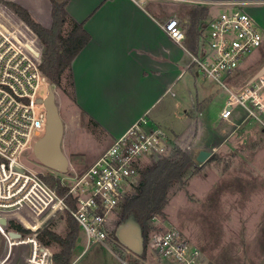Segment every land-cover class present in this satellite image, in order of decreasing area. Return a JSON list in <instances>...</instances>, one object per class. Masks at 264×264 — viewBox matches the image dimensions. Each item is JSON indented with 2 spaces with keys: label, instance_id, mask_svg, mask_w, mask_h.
Instances as JSON below:
<instances>
[{
  "label": "built area",
  "instance_id": "1",
  "mask_svg": "<svg viewBox=\"0 0 264 264\" xmlns=\"http://www.w3.org/2000/svg\"><path fill=\"white\" fill-rule=\"evenodd\" d=\"M128 1L142 6L169 0ZM170 1L225 7L204 23L202 54L191 55V63L226 95L225 107L219 114L221 120L229 121L232 107L238 105L243 113L241 123L251 121L264 133V75L245 85L230 83L246 57L262 45V35L245 8L263 6L264 0ZM24 25L25 29H20L0 20V236L7 248L0 264L7 263L13 248L23 245L31 249L27 264H50L47 251L36 237L39 229L57 214L69 216L76 223L84 235L85 247L100 246L111 252L110 246L115 242L129 252L113 234L112 217L145 161L165 158L177 145L166 130L152 126L144 114L114 138L84 172L65 174L60 179L65 192L58 195L41 174L20 161L21 154L31 151L44 134L46 110L38 95L43 86L49 85L41 69L44 49L35 44V33ZM159 25L170 40L181 45L185 35L176 17ZM2 220L5 224H1ZM10 232L18 233L20 238H10ZM146 247L156 264H206L199 249L177 229L149 235ZM119 259L121 264H128Z\"/></svg>",
  "mask_w": 264,
  "mask_h": 264
},
{
  "label": "rangeland",
  "instance_id": "2",
  "mask_svg": "<svg viewBox=\"0 0 264 264\" xmlns=\"http://www.w3.org/2000/svg\"><path fill=\"white\" fill-rule=\"evenodd\" d=\"M17 2L28 8L41 22L44 23L46 18H48L46 22L50 19L52 21L51 1L17 0ZM9 3L19 6L8 0H0V20L7 25L13 24L17 28L25 29V23L10 9ZM158 6L163 16L167 18L185 19L189 3L169 0L158 3ZM73 8L77 13V0L74 1ZM208 8L214 16L225 9L222 5H210ZM256 27L264 43V32L257 23ZM34 39L35 44L44 49L36 34ZM263 64L264 44L250 57H246L230 83L234 86L245 85ZM67 76V73L61 76V88L50 82L49 84H52L55 103L64 125L66 143L61 148L67 151L69 167L66 175L70 176L73 172L78 174L84 172L96 156L111 143L95 129L93 122L87 121L84 113L77 111L73 88ZM62 89H65L67 94L63 93ZM173 92L175 98H162L152 109L153 114L164 121L166 126L180 133L182 140L190 138V122L197 118L206 126L209 141L214 142L216 138L223 139L221 137L225 136L226 142L222 144L217 142L210 146L206 151H213L211 160L202 165L194 162L181 180L172 183L163 208L164 215H157L148 222L147 239L151 234L161 233L166 229H177L199 249L206 264H264V244L259 239L261 234L257 235V232L264 229V133L251 121H247L241 129L236 130L230 122L218 118L226 104V95L222 96L223 90L202 75L192 77V74L186 73L178 81ZM90 94L95 96L90 97ZM98 94V91L81 92L78 101L84 104V110L92 118L109 119L117 111L119 104H112L105 98H98L100 97ZM47 95L48 88L43 86L38 96L45 98ZM196 98L198 100L207 98L200 110L193 107ZM232 112L231 122L237 124L242 116V110L238 105H234ZM20 161L29 169L41 174L48 185H50V177L63 179L65 176L40 164L33 156L32 150L24 151ZM152 163L145 161L133 186L113 215L111 228L114 235L123 200L135 193L134 188L140 181L141 171ZM208 188L211 189V193H214L210 195V200L206 195ZM257 218L259 219L256 226L258 231L256 232L255 228L256 233L252 231L249 234L247 231ZM70 226L69 216L57 214L51 217L38 232L48 229L63 235ZM80 235L82 240L74 246L71 264H121L119 258L125 259L128 264H156L147 247L144 257L140 258L125 251L115 242L110 246L111 252L100 246L87 248L84 246V235L79 231L78 239ZM22 236L26 235L22 233ZM261 244L262 249L257 250L256 248ZM4 246V240L0 236V259L7 253V248ZM27 246L12 249L11 257L6 264H27ZM41 246L44 247L42 244ZM44 248L48 253V261L52 264V255L58 251V247L51 245Z\"/></svg>",
  "mask_w": 264,
  "mask_h": 264
},
{
  "label": "crops",
  "instance_id": "3",
  "mask_svg": "<svg viewBox=\"0 0 264 264\" xmlns=\"http://www.w3.org/2000/svg\"><path fill=\"white\" fill-rule=\"evenodd\" d=\"M8 1L21 6L31 19L42 27L46 29L51 27V19L46 22L48 19L46 18L43 23L17 0ZM74 1L68 0L65 11L69 19L80 24L89 36V41L76 55L71 66L75 107L79 113L85 114L88 122L94 123L93 126L101 133L102 137H106L112 143L114 138L123 134L140 116L145 114L152 126L166 130L177 147L186 151L194 162H196V156L200 150H208L217 142H221V144L226 142L225 136L221 137L223 139L216 138L214 142L209 141L206 126L197 118L190 122V138L182 140L180 133H176L174 129L166 126L164 121L152 112V109L162 98H175L173 89L182 76L186 73L192 74V77L201 75L196 66L191 63V55L202 54L201 29L204 23L213 16L210 11H208L207 17L201 21L196 47L194 51H190L187 48L189 38L185 32L189 11L195 5L189 4L185 19L176 17L185 35V39L180 45L170 40L161 29L159 24L164 22L167 16H163L157 2L136 6L128 0H77L76 13L73 8ZM245 11L264 32V6H248ZM69 26L70 23L67 22L64 25V31L69 29ZM189 79L191 82V78ZM87 90L98 91V96H100L98 98H105L112 104H119L114 115L109 119L92 118L84 110V104L78 101L79 94ZM94 96L90 94V97ZM206 99L198 100L196 98L193 107L200 110ZM183 100L186 101V99ZM185 112L188 115V112ZM232 116L233 112L227 122H230L236 130L241 129L242 125L246 123H241L243 113L237 124L231 122ZM64 138L65 133L61 147L66 143ZM186 146L190 147L189 150L185 149ZM107 148H104L92 163ZM62 151L67 156V151L63 148ZM212 156L213 151H211V157L208 160H211ZM210 191L211 189L208 188L206 194L209 200L210 195L214 194ZM211 202L213 201L211 200ZM258 222L257 218L248 229L249 234L254 231ZM256 232L254 231V233ZM258 234H261L259 239L264 244V229L257 232ZM262 244L256 249H262Z\"/></svg>",
  "mask_w": 264,
  "mask_h": 264
},
{
  "label": "trees",
  "instance_id": "4",
  "mask_svg": "<svg viewBox=\"0 0 264 264\" xmlns=\"http://www.w3.org/2000/svg\"><path fill=\"white\" fill-rule=\"evenodd\" d=\"M52 3V25L46 29L35 23L29 14L19 6L11 3L8 5L17 16L38 36L44 47L42 55V72L48 81L58 87L61 85V76L67 73L70 86L73 88L71 66L76 55L89 41V36L82 26L69 19L65 6L68 0H50ZM208 7L193 6L189 11L186 35L189 38L187 48L194 51L201 21L208 15ZM70 23L69 29L64 31V25ZM61 88V87H60ZM63 93L67 94L65 89ZM194 161L186 151L175 147L169 156L153 162L140 173V181L134 188L135 193L125 198L120 206L118 224L133 215L142 229L144 238V253L146 248L148 222L155 216H163V208L172 183L181 180L186 170ZM49 184L58 195H63L65 190L60 186V179L50 177ZM71 226L59 235L52 230L44 229L37 234L38 241L48 247L56 245L58 251L52 255V264H71L73 249L78 242L79 228L70 218ZM11 228H15L11 226ZM144 253L140 258L144 257Z\"/></svg>",
  "mask_w": 264,
  "mask_h": 264
},
{
  "label": "water",
  "instance_id": "5",
  "mask_svg": "<svg viewBox=\"0 0 264 264\" xmlns=\"http://www.w3.org/2000/svg\"><path fill=\"white\" fill-rule=\"evenodd\" d=\"M60 1V0H58ZM264 75V64L249 79L251 83L256 78ZM39 103L43 104L46 110V124L44 134L39 138L32 148L35 159L44 167L57 173L66 174L69 167V161L61 148V142L64 134V125L55 103V94L52 84L48 85L47 97L40 99ZM211 157V152L200 150L196 156V162L204 164ZM1 224H5L2 220ZM9 237L12 239L20 238L15 232H10ZM115 238L129 252L140 257L144 253V238L142 229L133 215H130L125 221L117 225L115 229ZM80 242V239L78 240Z\"/></svg>",
  "mask_w": 264,
  "mask_h": 264
},
{
  "label": "flooded vegetation",
  "instance_id": "6",
  "mask_svg": "<svg viewBox=\"0 0 264 264\" xmlns=\"http://www.w3.org/2000/svg\"><path fill=\"white\" fill-rule=\"evenodd\" d=\"M27 247H28V249H27L28 254H27V256H26V259H27V257L30 255V253H31L30 246H27ZM13 249H14V248H13ZM10 257H11V256H10ZM10 257H9V258H10ZM8 261H9V259H8ZM8 261H7V262H8ZM26 262H27V261H26Z\"/></svg>",
  "mask_w": 264,
  "mask_h": 264
}]
</instances>
